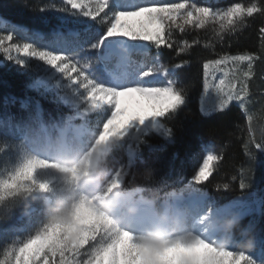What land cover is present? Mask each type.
Returning <instances> with one entry per match:
<instances>
[{
    "label": "snow or ice",
    "instance_id": "1",
    "mask_svg": "<svg viewBox=\"0 0 264 264\" xmlns=\"http://www.w3.org/2000/svg\"><path fill=\"white\" fill-rule=\"evenodd\" d=\"M18 6L38 14L58 13L59 24L48 35L14 26L0 34V53L16 66L39 73L33 87L42 95L54 88L63 104L91 118L98 128V144L115 143L116 150L127 145L129 166L131 156L153 134L171 139L170 125L190 108L191 86L183 85L177 73L190 61L162 63L160 50L187 54L202 43L199 34L191 41L184 38L189 30L211 32L203 47L215 58L203 62L200 112L208 117L235 103L245 114L248 128L243 148L248 167L241 170L239 188L250 189L257 153H264V140L257 141L253 130L255 121L264 123V0H239L226 6L196 0H50ZM256 20L261 22L258 52L217 51L218 45L231 47ZM89 52L95 53L94 58H89ZM217 72L222 75L214 83ZM254 87L261 98L259 114L251 108L256 103ZM41 115L36 104L29 118ZM5 123L15 128L21 122L13 118ZM221 159L207 152L192 181L208 182ZM229 187L217 185V189ZM199 196L209 199L202 192ZM254 204L238 198L221 211L240 209L239 215L245 217ZM14 209L15 205L0 206V221ZM95 215L103 217L99 212ZM22 231L26 232L23 238L12 239L3 249L0 264H256L241 249H221L204 239L145 240L127 231H105L99 223L80 220L75 214L52 224H34L29 219L23 227L9 226L4 234ZM241 235L245 240L255 236L251 226ZM257 243L264 249V239Z\"/></svg>",
    "mask_w": 264,
    "mask_h": 264
},
{
    "label": "trees",
    "instance_id": "2",
    "mask_svg": "<svg viewBox=\"0 0 264 264\" xmlns=\"http://www.w3.org/2000/svg\"><path fill=\"white\" fill-rule=\"evenodd\" d=\"M196 1L202 4L206 2V0ZM48 2L50 0H0V16L14 25L26 26L27 30L48 35L59 24L60 14H38L18 6L24 4L31 7L37 3ZM53 2L60 3V0ZM235 2L239 0H221L217 5L226 6ZM12 24L0 26V34L12 30L14 27ZM260 26L261 22L256 20L251 28L246 29L239 36L238 41L232 43L231 47L221 49L218 45L217 51H228L233 54L238 51L258 52ZM197 34L202 43L187 54L177 56L174 50H160L162 63H179L184 59L190 61L186 67L177 70L179 81L185 86H191L190 108L187 112L181 113L170 125L174 132L171 139L153 134L148 138V144L141 146L135 152L132 165L124 176L122 191L136 201L154 203L159 214L163 211V204L171 201L175 196H188L199 192L209 195L210 203L219 209H223L227 203L234 202L238 198H242L244 203L255 202L253 211L245 217L239 215L240 209H233L225 214L226 219L234 215L241 218L239 227L229 240L233 242V249H241L250 254L256 264H264V254H262L264 249H260L257 243V239H264V153H257V165L251 177L250 189L246 192L241 190L239 188L241 170L248 167V158L243 148L247 138V118L235 103L222 113L208 117L201 114L203 62L206 58H215V56L203 47V40L212 38L211 32L189 30L184 38L191 41L197 37ZM88 56L94 58L95 53L89 52ZM36 80L34 73L16 66L11 61L5 60L4 64L0 63V206L7 208L15 205L14 212L9 218L0 221V254L12 239L23 238L26 235L23 231L15 235H5L4 230L9 226L23 227L29 219L34 224H52L51 218L56 209L67 208L71 215L77 205L76 193L58 183L50 184L47 188L38 183L28 182L12 186L4 184L5 179L17 166L21 145H28L41 151L52 149L53 143L48 141L44 126H47L52 133V125L64 127L70 123L82 122L81 115L70 106L63 104L58 91L52 89L42 95L36 90L33 87ZM253 93L256 103L251 107L253 112L259 114L262 107L261 98L255 87ZM36 104L40 105L44 115L29 118L31 109ZM13 118L21 122L15 128L5 123ZM87 125L93 129L95 122L88 117ZM241 129L244 130L243 133ZM253 130L257 141L264 140V123L255 121ZM54 135L57 136L53 133L52 140ZM90 140V137L86 138V141ZM83 146L85 145L75 144L76 148ZM209 151L221 156L222 159L218 161L209 181L196 185L192 177L206 152ZM129 158L127 145L116 150V144L112 143L102 156L100 170L103 173L117 171L129 162ZM149 170L152 175L147 177L146 172ZM223 184H228L229 189H217V185ZM28 211L31 212L27 213ZM21 217L24 220H21ZM249 226L252 227L255 236L245 240L241 233Z\"/></svg>",
    "mask_w": 264,
    "mask_h": 264
},
{
    "label": "rangeland",
    "instance_id": "3",
    "mask_svg": "<svg viewBox=\"0 0 264 264\" xmlns=\"http://www.w3.org/2000/svg\"><path fill=\"white\" fill-rule=\"evenodd\" d=\"M220 1L221 0H206L204 3L217 5V3ZM7 23L8 21H0V26H5ZM154 49V47L151 49L152 55H155L157 52H154ZM0 57L2 58L0 63L4 64L5 60L7 59L2 53H0ZM30 71L34 73L37 79H39V73L34 70ZM216 75L217 81L214 83L218 82V79L221 77L222 73L217 72ZM210 104L211 102L209 101V106ZM81 120L82 122L80 124L70 123L64 127L52 125V133H50L47 126H44L43 129L47 134L48 141L52 143L53 133H56L58 136L60 131L69 125L79 129V136L73 140L66 141L64 147L62 148L53 150L52 146V149L41 151L28 145H21L19 147L20 157L17 166L5 179L4 184L7 186H12L15 184L28 182L38 183L44 188H47L50 184L54 183L67 186L70 188V190L76 193L78 199L75 211L71 213L70 218L75 214L80 220H91L93 222H97L105 231H127L144 239V237L150 232L169 229L171 227V219H176L178 215H180L181 219L187 221V230L196 234L197 239H204L216 247L218 243L223 241L225 233L220 228V223L226 220V214L225 212L221 211V209L214 207V205L209 202V199L202 200L201 202L197 201V203L192 206L189 202V199L192 197H198L200 199L199 193H196V195L193 194L192 196L176 198L166 203L161 218H158L155 215L153 209L147 205L150 207L157 219L164 220L163 217L167 213V216L170 218V220L165 222L164 227L154 228L149 224L133 226L130 219L131 207L140 206L142 209L141 206L144 204L140 205L134 203L129 194H124L122 191V185L124 176L132 165L135 153L131 156L130 166L128 162L127 164L122 165L117 171L103 173L102 176L98 175L97 170L100 169L101 157L110 144L104 145L106 149L104 152L98 151V128L96 124L94 128L91 129L87 125L88 117L81 116ZM87 137H90L92 141H86ZM76 143L85 146L76 148ZM68 159H72L75 161V163L71 165L64 163V161ZM94 179L96 180L95 183ZM118 191L125 195L127 198V203L123 202L121 205L116 207L117 209H115V216H109L103 211L101 204L103 202H110L113 205L112 194ZM47 199L49 200V197H47ZM95 212L102 213L103 217H97ZM209 213H214L213 220L209 222L210 224L215 225V229L211 232L205 231L202 227L205 217ZM105 217L107 218L106 220L104 219ZM120 217L127 219L130 223V227L118 225L117 219ZM227 249H233L232 241H229V246Z\"/></svg>",
    "mask_w": 264,
    "mask_h": 264
},
{
    "label": "clouds",
    "instance_id": "4",
    "mask_svg": "<svg viewBox=\"0 0 264 264\" xmlns=\"http://www.w3.org/2000/svg\"><path fill=\"white\" fill-rule=\"evenodd\" d=\"M79 136V129L73 127L72 125H69L68 127L63 128L58 136H53V150H56L57 148L64 147L66 141L73 140ZM105 146L103 144H98V151L104 152ZM64 163L66 164H73L75 161L72 159L65 160ZM97 174L102 176L103 172L102 170L98 169ZM152 175V172L149 170L146 172V176L150 177ZM101 207L105 213H107L109 216H115V209L114 206L110 202H103L101 204ZM214 213H209L204 220V224L202 227L205 231H213L215 229V225L210 224L209 222L213 220ZM70 219V213L67 208H58L55 210L54 215L51 218V223H56L58 221L62 220H69ZM163 219L165 222H168L170 218L168 216H164ZM241 223V218L238 215H234L230 219H226L220 223V228L225 233V236L223 238V241L221 243H218L217 247L221 249H227L229 246V240L231 235L235 232V230L239 227ZM117 224L121 226H129L130 223L127 219L120 217L117 219ZM174 238L177 239H185V240H193L197 239L196 234L190 232L187 230V221L183 219H171V227L167 230H158L154 232L148 233L144 239L150 240V241H170L174 240Z\"/></svg>",
    "mask_w": 264,
    "mask_h": 264
},
{
    "label": "bare ground",
    "instance_id": "5",
    "mask_svg": "<svg viewBox=\"0 0 264 264\" xmlns=\"http://www.w3.org/2000/svg\"><path fill=\"white\" fill-rule=\"evenodd\" d=\"M94 177H95V175H94ZM95 182H96V180L94 179V183ZM112 199H113L114 209H117L116 207L121 205L123 202L127 203V198L125 197V195L121 194L119 191L114 192L112 194ZM197 201L201 202L202 199H199L198 197H192L189 199V202L192 206H194L197 203ZM141 207H142V209L140 208V206L139 207H131V218L130 219H131V223L133 226H142V225H147V224H150V226L154 227V228L165 226L164 225L165 220L157 219V217L154 215V213L152 212L150 207H148L145 204ZM165 216H167V213ZM177 218L181 219V216L178 215Z\"/></svg>",
    "mask_w": 264,
    "mask_h": 264
},
{
    "label": "water",
    "instance_id": "6",
    "mask_svg": "<svg viewBox=\"0 0 264 264\" xmlns=\"http://www.w3.org/2000/svg\"><path fill=\"white\" fill-rule=\"evenodd\" d=\"M137 204H147V203H145V202H143V201H139ZM152 209H154V204L153 203H151L150 205H149Z\"/></svg>",
    "mask_w": 264,
    "mask_h": 264
}]
</instances>
